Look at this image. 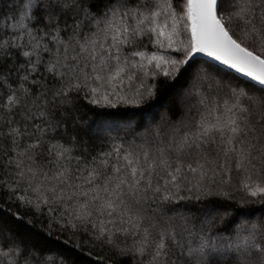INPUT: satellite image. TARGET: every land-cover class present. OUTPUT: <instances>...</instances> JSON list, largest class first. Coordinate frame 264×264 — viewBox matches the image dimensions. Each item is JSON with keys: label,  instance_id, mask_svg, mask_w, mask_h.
<instances>
[{"label": "snow or ice", "instance_id": "snow-or-ice-1", "mask_svg": "<svg viewBox=\"0 0 264 264\" xmlns=\"http://www.w3.org/2000/svg\"><path fill=\"white\" fill-rule=\"evenodd\" d=\"M0 264H264V0H0Z\"/></svg>", "mask_w": 264, "mask_h": 264}]
</instances>
